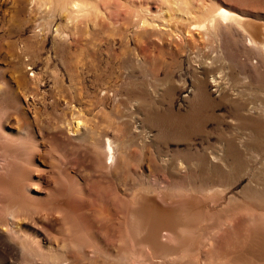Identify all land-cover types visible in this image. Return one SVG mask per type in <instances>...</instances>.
Masks as SVG:
<instances>
[{
    "label": "rangeland",
    "instance_id": "1",
    "mask_svg": "<svg viewBox=\"0 0 264 264\" xmlns=\"http://www.w3.org/2000/svg\"><path fill=\"white\" fill-rule=\"evenodd\" d=\"M192 2L197 8L205 2L213 9H232L264 25V0ZM151 4L156 5L154 0ZM48 13L31 0H0V117L2 128L18 142L9 152L0 140V157L8 154L11 161L16 156L15 161L7 160L16 170L9 167L7 179H13L17 203L28 208L21 204L24 213L17 208L23 215L15 219L16 227L30 238H40L37 248L22 246L0 224V264H134L131 252L123 255L129 244L121 236L120 224L138 192L190 200L192 210L200 214L193 228L202 257L188 249L192 255L187 252L180 263L196 264L201 258L202 263L205 259L220 263L232 246L240 252L245 230H240L245 237L237 230L230 239L234 245L222 243L219 250L207 246L206 237L223 229L232 208L237 217L246 214L244 205L250 207V229L264 226V67L254 63L251 50L226 29L215 31L208 25L206 30L215 34L205 39L203 32L176 18L169 24L181 30V38L151 29L135 34L133 24L121 15L64 27L65 14L51 12L54 18L46 21ZM40 18L44 20L40 28L47 32L35 38L34 24ZM56 29L70 34L67 44L55 37ZM219 71L221 90L212 84ZM202 80L206 96L199 91ZM236 87L253 107L243 116H236L231 107L230 93ZM179 117L198 130L173 135L168 124ZM75 121L81 124L78 128ZM20 123L30 135L26 146L18 140ZM227 138L228 148L223 142ZM107 141L112 165L106 162ZM214 145L224 154L233 150L234 157L226 159L228 164L217 163L229 175V184L223 177L210 188L190 175ZM179 160L185 167H179ZM0 191L6 192L0 199L11 194L8 188ZM186 225L180 220L181 228ZM261 227L252 229L248 238L255 264H264V239L255 235L264 236ZM78 243L85 253L94 251L92 263L81 260Z\"/></svg>",
    "mask_w": 264,
    "mask_h": 264
},
{
    "label": "bare ground",
    "instance_id": "2",
    "mask_svg": "<svg viewBox=\"0 0 264 264\" xmlns=\"http://www.w3.org/2000/svg\"><path fill=\"white\" fill-rule=\"evenodd\" d=\"M136 1L137 2L140 1L137 7L134 4ZM154 1L156 3L155 7L152 6L151 4L152 0H31V4H33L37 9H44L45 11H48L50 13L46 15L48 16L47 19L44 18V15H43V18L46 21L48 20V18L50 19L54 18L51 12L55 11V12H58L59 14L60 13L65 14L64 16L65 21L63 23L64 27H67L68 25L76 26L77 23L83 20H86L88 22V20H96L97 18L105 19V20L115 19V18L118 19L117 17L121 15L124 17V20L126 19L127 22L133 24V27L136 30L135 34H137L138 32L151 29V30H156V31L163 32V33H171V34L173 33V35L177 36V38H181V34H179L181 33V30H177V29L174 30L170 27V24H169L170 21L175 18L182 20V21L184 20V22H189L190 26H193L192 27L193 29H197L203 32V37H205V39L209 37V34H213V35L215 34V32L212 33L206 30L208 25L209 27H212V29H214L215 31H218L220 29H226L227 31L238 36L241 39V41L244 43V45L251 50L253 54L254 63L256 65H261L264 67V25L255 23L251 19V17L245 16L243 14H239L237 12H233L231 11L232 9L228 10L224 7L213 9L212 7H209L210 4H207L205 2H200L201 6L197 8L194 6L192 0H154ZM43 18L38 19L37 22L35 21L32 37L37 38V37H42V36L44 37V35H46V32H47L46 29H42L43 26L40 28L42 21H44V20H41ZM44 24H46L47 26L48 22ZM68 34L69 33L68 32L66 33L65 30L57 31L56 29L55 37L59 39V41L67 44ZM133 55L137 59L136 52H134ZM116 57L118 59H123V55H120V54H116ZM218 75L219 76L216 79L214 78L212 80V84L214 87H216L217 90H221L222 89L220 88L221 87L220 82L222 80L221 71H219ZM205 85H206V81L202 80L201 85L199 87V91L202 93L203 96L207 95V93L205 92ZM234 90H235L234 93L230 91L231 92L230 94L233 95V97L231 96L233 99L231 101L232 110L236 116H243L244 111H249L253 107H250L249 101H246L245 100L246 98L244 99L242 97L243 93L240 92L237 87L234 88ZM7 117L10 118L12 117V115H10V117L9 116ZM7 117H5V119ZM1 118L2 117H0V140L2 141V143L6 144L5 149L8 148V151L10 152L12 151V149L10 150V148H12L18 142L15 143L14 140L16 138L12 137L11 134L8 133V131L2 128L4 126L3 125L4 121ZM80 125L81 124L79 123V121L74 122L75 127L78 128V126ZM19 127L21 128V131L18 134V140H20L19 141L20 144L22 143L21 145H25V142L28 141L27 139H28V136L30 135L27 136V133H26L27 130H25V125L23 123H20ZM168 130L173 135L179 134L180 137H183L186 134L190 135L191 133L196 132V130L198 129H195L194 126H190V124L186 122L185 119L179 117L174 121H170V123L168 124ZM230 141L231 140L228 138L226 141L225 140L223 141L225 142V145L227 148L231 147ZM36 145H37V142H36ZM213 147L214 148L211 149V152H205L202 154L201 163L199 162L198 171L196 172V170L194 171L192 170L193 173H191L190 175V177H192L193 175H196L197 180L200 182L201 185H204L210 188H212V186L218 185L219 182L223 179V177H226L227 179L226 182H228L227 184H229V178H228L229 175L224 174L222 171V168H220L217 163L226 162V159H228V157L230 158V155L232 158L234 157L233 150L232 152H228L224 154L222 151H219L220 148L218 147V145L216 146L214 145ZM24 148L23 150H25ZM8 151L5 150V152H8ZM11 153L9 154L11 155ZM106 153H107L106 162L112 165L114 163V159H113L111 147L108 141L106 143ZM7 155L5 156L6 158H4V156L0 157L1 158L0 159V188L2 190L4 188H8L11 194L8 197L4 196L2 198L3 195L1 196L0 224H2L5 227L7 226L8 229L6 232L8 233V236L10 238L15 239L14 241H16L17 243L21 245L23 244L26 246L27 244L28 246L33 245L37 248L40 238L39 237L30 238V236L24 233L21 228L16 227V224H18V222H15V219L17 218V216H19L18 212L20 214V211L17 210V208H21V211H22L23 210L22 207L25 206L24 205L25 203L24 202L23 204L21 203L24 206H22L20 203H17L18 200L15 197L17 193L16 192L13 193V190H12L13 185L11 184L12 182L10 181L13 179H10V180L7 179V178H11L9 176L11 174L10 165L12 164V163L11 164L7 163L8 162L7 160H9V162L13 160L12 158L10 161V159L7 158L8 157ZM10 157L11 156H9V158ZM15 160H16V156L13 161ZM20 160H22V158ZM178 164H179V167L181 168L185 167L183 160H179ZM13 167L14 165L12 166V168ZM229 168H233V167L229 166ZM11 171L16 172L14 168ZM4 191H6V189ZM4 191H0V193ZM6 192L9 193L8 191ZM6 192H4V195ZM19 195L20 194H18L17 197H19ZM246 199H247V195H246ZM247 201L250 202L249 200ZM188 202L180 201V200L174 201L171 198H167L166 195L163 194V192H159L157 197H147L139 192L136 194H133L132 200L127 204V208H126L127 212H126L125 221L124 223L120 224L121 236L123 239H125V241H127L126 243L129 244L127 246L129 250L126 249L123 255L127 253L128 251L131 252V254L133 255V258L135 259L134 264H181V263L184 264V262L180 263L179 260L184 258L186 256V253L192 249L195 250L197 254L195 255L197 257L200 256L202 253L200 250L201 245H199L200 244L199 239L195 236L196 230L195 228H193V226L195 225L197 226L198 221H200L201 216L200 214H197L195 213L194 210H192L191 208L192 202L191 203H188ZM25 207L27 208V206ZM24 210L25 212L27 211L26 209ZM244 210L245 211L247 210L246 211L247 213L243 215L238 213L240 215H238L237 217L235 216L237 212H234V208H232L229 216L227 217L228 219H225L226 221L224 220L222 222L223 224H225V226L221 223L224 226L223 229H221L222 226L220 225V223H217L216 228H219V226H221L220 228L221 232L217 229V231L220 232L218 234L215 229L214 232L217 233L218 235L212 231L213 234H211V236L209 234H208L209 237L206 235L208 243L206 244L205 242V244L207 246L209 245L210 248L215 247L216 245L218 250H219L218 246H222V243L224 245H229L231 247L233 244V242H230L231 237L234 236L235 234L238 235L237 230L238 231L245 230V233H243V231L242 233L245 234L246 237L242 235L240 231L241 235L246 238L244 239L245 240L244 248H242L240 252H238L240 249L238 251L236 250L238 252L237 253L235 252L234 249H232L233 248L232 246L231 249H228V251L230 250L229 252L227 251L228 254H226V256L223 255V257L224 256L226 257L225 258L226 260L225 259H224L225 261L221 260V262L223 261L222 263L221 262L212 263L211 260L209 259H208L209 261H206V259L203 260V263H202V258L201 260L200 259L197 260L196 258L197 260L196 264H255L253 263V260H252V257L253 255H255V253L253 254L254 250L250 245L252 238L248 239L249 236H251L252 233H254L251 231L253 227L252 229H250L252 226L251 225L252 216H251L250 207H246L244 205ZM29 212L30 211H28L27 214H29ZM22 215H20L19 218ZM18 220L20 221V219ZM180 220H183V221L186 220L187 225L181 228ZM13 224L15 225L13 226ZM259 226L261 227V225H258L255 230H257ZM263 227H261L262 231H263ZM255 230L253 229V231ZM258 230H260V228ZM250 231H251V235H249ZM260 234H257L255 232V235H259L258 237H263L264 239V236H262V234L260 236ZM206 238H205V241H206ZM122 241L124 242V240ZM252 241L254 242L255 240H252ZM255 243L259 244L256 241ZM78 244H79L78 246L81 247L80 252L83 253L82 255L79 256L80 258L83 257L81 258V260H84L85 258V259H88L90 263H92L95 260L94 255H93L94 251L85 253L87 252V250H85L84 245L81 243H78ZM191 245L194 248L188 247ZM241 245H242V242H241ZM90 247L93 248V246H90ZM203 247L205 248V246ZM241 247L243 246H240V248ZM262 247L263 245L261 244V249H263ZM223 249H224V246H223ZM261 249L259 248V250ZM208 251L210 250L208 249ZM255 251H257V249ZM188 253H189V256L192 255L190 254V252ZM218 253L216 254L217 257H219ZM263 254H264V251H263ZM126 255L127 254H125L124 256ZM203 256H206V255L204 254ZM187 257H188V254H187ZM207 257L209 256L207 255ZM257 257H259V255ZM219 258L221 259V257ZM258 261H261V259ZM72 262L74 263V260ZM185 263L187 264L186 261Z\"/></svg>",
    "mask_w": 264,
    "mask_h": 264
}]
</instances>
